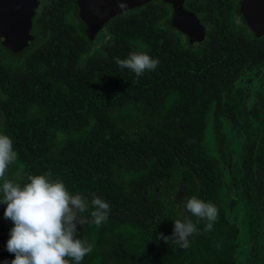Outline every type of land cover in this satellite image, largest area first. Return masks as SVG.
Here are the masks:
<instances>
[{"label":"trees","instance_id":"16d2710c","mask_svg":"<svg viewBox=\"0 0 264 264\" xmlns=\"http://www.w3.org/2000/svg\"><path fill=\"white\" fill-rule=\"evenodd\" d=\"M238 1L186 0L198 21H214L197 49L161 0L111 19L98 43L79 20L77 0H38L29 47L13 53L0 43V133L18 154L8 178L23 185L51 172L71 192L111 205L106 223L78 228L93 244L82 264H264L256 209L264 116L246 105L251 89L244 94L240 84L264 63V32L220 22ZM134 51L160 61L138 81L115 63ZM232 126L246 131L239 156L228 139ZM192 196L217 207L212 231L201 222L188 249L166 244L159 234L170 236L174 220L195 222L183 207ZM5 208L0 264L14 259Z\"/></svg>","mask_w":264,"mask_h":264},{"label":"clouds","instance_id":"9594fccd","mask_svg":"<svg viewBox=\"0 0 264 264\" xmlns=\"http://www.w3.org/2000/svg\"><path fill=\"white\" fill-rule=\"evenodd\" d=\"M119 6L126 8V0H119ZM115 63L134 73L138 81L146 72L154 71L160 61L146 52L134 51L124 59L117 57ZM17 156L12 138L0 133V204L6 205L4 218L13 224L6 250L14 255L3 264H82L93 251V244L79 237L78 228L106 223L110 203L99 196L89 200L83 193L71 192L61 179H53L51 172L29 175L23 185L14 182L8 172ZM183 207L195 222L176 219L170 236L159 235L166 244L188 249L190 237L200 232L197 225L205 222L203 231H212L219 211L213 203L196 196L188 198Z\"/></svg>","mask_w":264,"mask_h":264},{"label":"water","instance_id":"95a60500","mask_svg":"<svg viewBox=\"0 0 264 264\" xmlns=\"http://www.w3.org/2000/svg\"><path fill=\"white\" fill-rule=\"evenodd\" d=\"M152 1L126 0L127 6L122 9L119 0H77V11L82 26L94 40L111 19ZM161 1L172 5L171 24L188 37L190 44L205 38V29L186 8V0ZM38 6V0H0L1 40L13 53L24 51L32 42V20ZM239 10L257 35L264 32V0H241Z\"/></svg>","mask_w":264,"mask_h":264},{"label":"flooded vegetation","instance_id":"af4514ba","mask_svg":"<svg viewBox=\"0 0 264 264\" xmlns=\"http://www.w3.org/2000/svg\"><path fill=\"white\" fill-rule=\"evenodd\" d=\"M240 2H241V0H239L237 2L236 11H235V9L229 8V10L226 13L224 12L225 15L223 14V16L219 18L220 22H222L225 26H228L230 29H233V28L234 29H243L244 28L243 23L247 25L244 17L242 16V14H241V12L239 10ZM188 10H190V9H188ZM190 11L192 13H194L192 10H190ZM199 22H200V24H202V26L205 29V38L202 41H200V42L199 41H195L193 44H190V42H189V44L193 48H196V49L201 44H203V43H205L206 41L209 40V38L211 37L210 35H211V33L213 32V29H214V26H213V22L214 21H211L210 17L207 18V19H205V17H202V18L200 17ZM32 23H33V20H32ZM249 29H250L251 32H253V34L257 35L250 27H249ZM246 32L247 31H244L242 33H246ZM187 40H189L188 37H187ZM258 40L261 41V42H258V43H262V41H264V34L262 36H259ZM0 43H1V45L4 46V44H3L2 40H1V35H0ZM247 75H249V74H247ZM263 78H264V63L262 65L255 66V68L253 69L252 76L250 77V81H248L249 84H250L248 89H251V92H253V93H252V96H249L251 94L250 93V94L246 95V97H245L246 105L249 108L254 109L255 115L257 117L264 116V94H263V96H258V94H259L258 93V89L262 86V82H264ZM240 84H241L242 92L245 94L248 89H246L244 87L243 80L240 82ZM253 103L257 104V106H253ZM249 108H248V110H249ZM240 132H241V134H243L242 135V142L245 143V138H246L245 133H246V131L245 130H240ZM262 176H263V174H261L259 177H257L256 180L258 179L259 182L263 181ZM257 189H258L259 201H258V203H256V209L257 210L260 209L258 217L260 218V221H262L264 223V213H263L264 209L262 207H260V203L264 204V201L263 202L261 201V195L264 193V187L262 189H260V187L257 186Z\"/></svg>","mask_w":264,"mask_h":264},{"label":"rangeland","instance_id":"374dc122","mask_svg":"<svg viewBox=\"0 0 264 264\" xmlns=\"http://www.w3.org/2000/svg\"><path fill=\"white\" fill-rule=\"evenodd\" d=\"M103 39H105L104 32H102L101 35L97 37L96 42L98 43V42L102 41ZM251 76H252V73L250 75H248V77H246V79H243V85L246 89H248L250 86L248 81H250ZM252 93L253 92H251V94L249 96H252ZM227 131H228V136H229L228 139H230V144H231L232 148L235 149V151L237 152V154L239 156L241 151H243V148L245 145V143L242 142V135L243 134H241L240 130H238V127H236V126H232V127L228 128ZM214 141L215 140H214L213 134L210 132V134L207 136V143H208V147H209L211 153H212L213 146L215 144ZM262 179H263V181L258 182V185H257L260 187V189H262L264 187V174L262 176ZM263 198H264V193L261 195V201L262 202L264 201ZM260 207H262L264 209V204L260 203ZM263 213H264V211H263Z\"/></svg>","mask_w":264,"mask_h":264}]
</instances>
